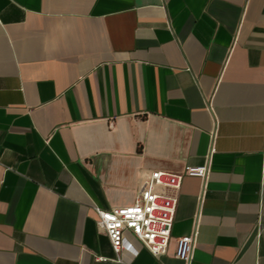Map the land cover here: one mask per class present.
Masks as SVG:
<instances>
[{"label":"crops","instance_id":"obj_1","mask_svg":"<svg viewBox=\"0 0 264 264\" xmlns=\"http://www.w3.org/2000/svg\"><path fill=\"white\" fill-rule=\"evenodd\" d=\"M185 176L168 251L95 207ZM264 264V0H0V264Z\"/></svg>","mask_w":264,"mask_h":264},{"label":"built area","instance_id":"obj_2","mask_svg":"<svg viewBox=\"0 0 264 264\" xmlns=\"http://www.w3.org/2000/svg\"><path fill=\"white\" fill-rule=\"evenodd\" d=\"M209 169L210 162L189 166L183 173L152 171L142 179L133 204L111 209L95 207L98 227L108 235L119 260L124 251L137 254L127 233L134 235L155 256L168 251L178 205V197L169 191L179 189L185 176L200 177L205 182ZM197 237L198 226L191 234L178 237L175 256L190 264Z\"/></svg>","mask_w":264,"mask_h":264}]
</instances>
